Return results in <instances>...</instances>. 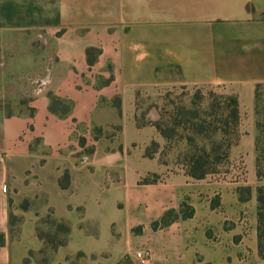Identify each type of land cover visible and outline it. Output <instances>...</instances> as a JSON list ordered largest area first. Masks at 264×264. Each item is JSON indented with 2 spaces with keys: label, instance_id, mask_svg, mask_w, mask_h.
Here are the masks:
<instances>
[{
  "label": "crops",
  "instance_id": "1",
  "mask_svg": "<svg viewBox=\"0 0 264 264\" xmlns=\"http://www.w3.org/2000/svg\"><path fill=\"white\" fill-rule=\"evenodd\" d=\"M263 14L264 0H0V264H69L28 260L23 240L39 242L19 236L9 203L21 177L54 195L70 226L65 254L87 264H137L141 249L151 264H219L208 229L223 232L222 219L248 206L241 185L255 207ZM178 87L223 89L246 115L229 150L238 171L224 180H194L161 150L145 155L164 141L153 124H137L138 100ZM183 203L191 218L152 229ZM240 225L227 238L253 243L254 225Z\"/></svg>",
  "mask_w": 264,
  "mask_h": 264
},
{
  "label": "rangeland",
  "instance_id": "2",
  "mask_svg": "<svg viewBox=\"0 0 264 264\" xmlns=\"http://www.w3.org/2000/svg\"><path fill=\"white\" fill-rule=\"evenodd\" d=\"M226 96L227 94L223 89L216 87H178L174 92L164 94L158 98H148L146 96L140 98L138 100L140 110L137 117L138 124L155 125L157 122L163 127L165 132L168 133V129L174 124L173 121L176 120L181 122L179 125L180 128L176 130L177 136H172L170 133L167 134L172 136L170 142H168L160 134L164 144L159 145L155 142H151L145 150V155L147 157H152L154 153L161 150L160 155H162L163 160L169 157L168 163H170V159L173 157L172 163L185 170V167L180 161V157H182L185 152V138L188 136L191 137L194 139V143L199 146H215L220 144L221 141L219 135L209 134L211 130H208L205 134L196 135L190 131H182L183 125H188L187 123L191 121L194 123L202 121L205 122L206 125L212 123L211 125L218 126L216 121L221 119L220 114L224 107L222 104L223 98ZM225 115L226 114H224L223 119ZM239 116L242 120H245L244 116L246 115ZM192 117L195 118L192 119ZM254 121L257 131L255 143L256 159L259 157L261 169V178H257L255 159V176L252 180V186L255 191V207L252 208L251 206L250 187L241 185L237 188L239 200L248 206H244L240 216L236 215V218L222 219L223 232H219L216 227L212 230L208 229L207 237L211 240L213 245L217 244V246L221 245L222 247L223 256L222 258L217 257L218 262H220L219 264H264L257 254L256 238L253 243L251 240L241 242L239 237H233L232 239L227 238L230 237L227 236L228 231L234 228L236 224H241L243 230H250L251 224L254 225V228H256L257 225V189L264 186V87H261L258 91ZM97 136L98 135H96V137ZM238 138L239 130L237 128L235 133L229 136L228 141H231L233 146ZM241 163L242 162L239 163V167ZM233 168L234 170L237 169L229 158L228 152V159L218 164L215 170L206 177L224 180L226 175L233 171ZM154 179L155 178L151 176L142 181L152 182ZM39 185L40 181L37 178H16L9 199L11 222L13 226L17 228L16 231L19 230V236L21 235L26 239L28 235L33 232L39 242L36 245H32L33 243L23 240V244H26L30 248L27 256L28 260L46 261V263H49L62 256V260H66L69 264H87V260L80 254L72 256L65 254L70 231L68 220L61 216V212L56 211L51 205L49 197H53L54 195L40 193L38 188ZM218 204V198L214 197L211 201V207L218 208ZM30 222H33V225H30ZM31 229L33 231H31ZM134 232L139 233L140 229L136 228ZM15 237H17V235H15Z\"/></svg>",
  "mask_w": 264,
  "mask_h": 264
},
{
  "label": "trees",
  "instance_id": "3",
  "mask_svg": "<svg viewBox=\"0 0 264 264\" xmlns=\"http://www.w3.org/2000/svg\"><path fill=\"white\" fill-rule=\"evenodd\" d=\"M264 17V14L262 15ZM264 85H258L255 89V105L257 104L258 99V91ZM223 108L222 113L220 114L221 119L216 121L218 126L207 124L205 122H197L193 121L188 122V125H183L182 131H190L195 133L196 135H202L209 131V134H217L220 136V144L212 146V145H196L194 139L191 137L185 138V152L183 156L180 157V161L182 165L185 167V173L194 180H201L208 176L215 170V167L223 161L228 159V152L232 147V142L228 141L229 136L235 133L237 130L240 116L238 109V101L234 96H226L223 98ZM218 111V110H217ZM181 112V111H180ZM225 118L223 119V116ZM209 116V115H207ZM195 117H192V119ZM191 119V120H192ZM219 122V123H218ZM173 126L168 129V133L165 132L163 127L159 125L157 122L155 123V127L159 134L162 135L168 142H170L172 136L176 135V130L181 124V122L173 121ZM138 124V123H137ZM141 126V124H138ZM171 135H167V134ZM181 140V138L179 137ZM256 176L257 178H261V169L259 157L256 159ZM156 179V176H153ZM155 179L152 181L154 182ZM151 182L141 181V184H148ZM257 225H256V245H257V254L258 257L264 262V186L259 187L257 189ZM193 209L183 203L178 212L173 210L167 211L164 213L162 218L159 221H155L152 223L151 227L153 230L162 229L173 221L181 218V219H189L193 216ZM1 244V242H0Z\"/></svg>",
  "mask_w": 264,
  "mask_h": 264
},
{
  "label": "built area",
  "instance_id": "4",
  "mask_svg": "<svg viewBox=\"0 0 264 264\" xmlns=\"http://www.w3.org/2000/svg\"><path fill=\"white\" fill-rule=\"evenodd\" d=\"M134 259L136 260L137 264H151V255L146 249L136 251L134 253Z\"/></svg>",
  "mask_w": 264,
  "mask_h": 264
}]
</instances>
